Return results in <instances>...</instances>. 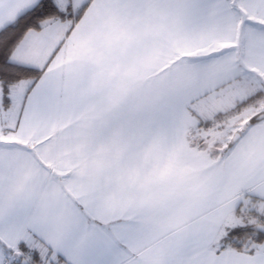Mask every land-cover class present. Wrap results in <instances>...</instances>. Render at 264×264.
Masks as SVG:
<instances>
[{"label": "snow or ice", "instance_id": "obj_1", "mask_svg": "<svg viewBox=\"0 0 264 264\" xmlns=\"http://www.w3.org/2000/svg\"><path fill=\"white\" fill-rule=\"evenodd\" d=\"M0 264H264V0H0Z\"/></svg>", "mask_w": 264, "mask_h": 264}]
</instances>
